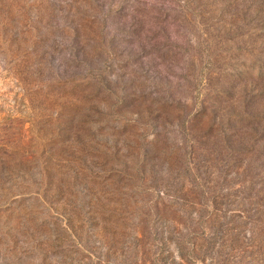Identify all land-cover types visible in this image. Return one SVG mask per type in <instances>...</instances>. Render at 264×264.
Returning <instances> with one entry per match:
<instances>
[{"label":"rangeland","instance_id":"1","mask_svg":"<svg viewBox=\"0 0 264 264\" xmlns=\"http://www.w3.org/2000/svg\"><path fill=\"white\" fill-rule=\"evenodd\" d=\"M221 229L264 264V0H0V264Z\"/></svg>","mask_w":264,"mask_h":264},{"label":"trees","instance_id":"2","mask_svg":"<svg viewBox=\"0 0 264 264\" xmlns=\"http://www.w3.org/2000/svg\"><path fill=\"white\" fill-rule=\"evenodd\" d=\"M157 205V202H156ZM191 215H188L187 218L190 219ZM191 220V219H190ZM192 223H195L192 221ZM179 226V225H176ZM220 237H216L214 235V231H204L203 238H201L202 244L197 245V241L199 238L195 233H190L189 235L177 236L174 238L176 251L177 253L171 254L170 259L172 264H217L218 262H224V264H248L245 256L242 252H231L228 250L230 245H226L225 243V235L222 233L227 231V229H221ZM178 235V234H177ZM202 237V236H201ZM162 237H154L155 239H161ZM231 241L234 240L231 238ZM148 244V243H146ZM149 251L152 254L150 264H171L167 259L169 255L165 257H161L163 250L159 249V242L158 243H150L149 244ZM210 247V248H209ZM228 247V248H227ZM205 250L208 249L210 252V256L208 257L207 261L205 258V252L201 254L199 258L194 257L193 255L189 256L187 253H183L181 250L187 249L188 252L193 254L197 253V250ZM232 248V247H230ZM225 251L227 254H223L222 252ZM212 254L216 256L214 262ZM173 255V256H172ZM213 255V256H214ZM208 262V263H207Z\"/></svg>","mask_w":264,"mask_h":264}]
</instances>
